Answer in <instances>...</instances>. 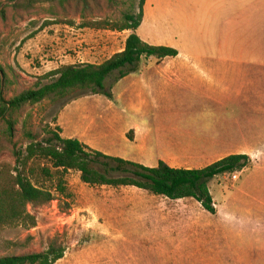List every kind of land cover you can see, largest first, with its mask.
Returning a JSON list of instances; mask_svg holds the SVG:
<instances>
[{
	"label": "rangeland",
	"instance_id": "374dc122",
	"mask_svg": "<svg viewBox=\"0 0 264 264\" xmlns=\"http://www.w3.org/2000/svg\"><path fill=\"white\" fill-rule=\"evenodd\" d=\"M0 2L4 10L0 16V68L9 83L6 99L33 88L40 77L60 66L103 63L123 50L130 34L82 28L84 20L73 13L57 16L63 23L44 28L52 17L50 11L58 10L56 1H41L27 11L9 0ZM91 6L86 20L118 22L125 14L138 12V0H94ZM218 9L215 0H149L146 22L136 34L148 44L168 47L172 36H177L174 44L190 53L264 52V0H252L248 18L235 26L224 24ZM154 64L140 59L136 68L148 79L144 72L155 69ZM133 73L122 79H116L114 73L105 80L101 94L77 91L62 100L49 98L27 106L15 128L13 145H6L0 153V164L13 165V149L23 151L28 144L22 120L29 115L37 142L47 138L46 128H59L64 139L78 140L107 156L156 167L158 157L168 151L154 146V130L162 121L154 118L158 111L152 108L158 88L149 82L141 87L138 74ZM139 93L141 109L136 99ZM136 125L150 136L145 150L134 143ZM218 159L186 157L177 166L200 169ZM235 175L237 179H233ZM239 181V174L234 173L208 182L216 210L224 199L243 195ZM65 187L66 196L43 207H28L36 218L33 229L0 231V257L41 253L49 240L59 238L65 253L56 264H240L238 256L245 258V247L234 245V231L225 217L231 204L222 206V216L213 217L192 199L171 201L134 187H89L80 181L77 171L65 176ZM250 255L248 252V258Z\"/></svg>",
	"mask_w": 264,
	"mask_h": 264
},
{
	"label": "trees",
	"instance_id": "16d2710c",
	"mask_svg": "<svg viewBox=\"0 0 264 264\" xmlns=\"http://www.w3.org/2000/svg\"><path fill=\"white\" fill-rule=\"evenodd\" d=\"M13 6L27 11L41 1H56V8L44 28L63 23L57 16L79 14L82 28L131 32L125 39L124 48L101 64L63 65L40 77L33 88L5 98L8 78L0 68V153L6 145H13L15 128L21 113L27 106L52 98L62 100L77 91L90 90L93 94L104 92L105 80L117 74L122 79L133 73L142 57L157 59L176 56L177 51L166 46H153L142 41L136 34L143 20L145 0H138L137 14H125L118 22L86 20L94 0H9ZM110 1V0H108ZM58 4V6H57ZM0 16H4L0 2ZM66 25H73L66 22ZM43 81H49L42 84ZM22 133L28 142L24 150L13 149L15 163L0 164V231L21 227L26 230L36 226V218L28 207H43L59 197L66 196L65 176L70 171L80 174V181L89 187H134L153 196L171 201L192 199L202 209L213 215L212 196L208 182L214 178L241 172L250 165L244 155L222 158L202 169H175L162 161L156 167L107 156L90 149L75 139H64L59 128H46L47 138L37 142L30 127V117L22 120ZM110 173L124 174L114 178ZM64 244L59 238L49 240L45 251L21 256L0 257V264H56L64 256Z\"/></svg>",
	"mask_w": 264,
	"mask_h": 264
},
{
	"label": "crops",
	"instance_id": "0c3cea01",
	"mask_svg": "<svg viewBox=\"0 0 264 264\" xmlns=\"http://www.w3.org/2000/svg\"><path fill=\"white\" fill-rule=\"evenodd\" d=\"M148 2L145 0L141 26L148 16ZM215 5L221 12L220 20L235 26L248 18L252 0H215ZM176 37L172 36L169 43L176 56L142 57L145 62H155V69L145 70L148 79L140 68L133 73L138 74L141 87L149 82L158 88L152 108L158 111L154 118L162 121L154 130V146L168 151L158 157L157 163L162 161L175 169H199L177 165L184 164L186 157L220 160L247 156L249 167L238 172V190L243 195L224 199L211 216H222V206L231 204L225 217L234 231V245H243L246 253L245 258L238 256V262L264 264V52L190 53L174 44ZM141 97L140 93L136 96L140 109ZM135 131L134 143L145 150L148 131L137 125ZM171 157L179 159L171 161Z\"/></svg>",
	"mask_w": 264,
	"mask_h": 264
},
{
	"label": "built area",
	"instance_id": "2783aa9c",
	"mask_svg": "<svg viewBox=\"0 0 264 264\" xmlns=\"http://www.w3.org/2000/svg\"><path fill=\"white\" fill-rule=\"evenodd\" d=\"M233 179H236V176H233Z\"/></svg>",
	"mask_w": 264,
	"mask_h": 264
}]
</instances>
